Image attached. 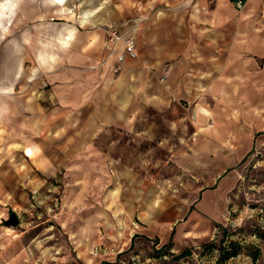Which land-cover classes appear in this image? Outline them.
I'll use <instances>...</instances> for the list:
<instances>
[{"label": "crops", "instance_id": "obj_1", "mask_svg": "<svg viewBox=\"0 0 264 264\" xmlns=\"http://www.w3.org/2000/svg\"><path fill=\"white\" fill-rule=\"evenodd\" d=\"M1 15L0 43L2 34L8 41L0 47V147L9 170L21 157L19 172L31 185L38 181L32 173H56L70 162L80 171L102 139L133 132L145 100L160 101L162 78L168 96L190 99L198 91L200 100L230 102L226 113L247 106L250 129H264V0H102L49 28L28 25L30 12ZM107 28L132 39L135 59L124 56L122 41H107ZM198 114L206 117L199 126L211 120L203 105ZM94 155L96 165L106 164V156ZM199 208L212 214L216 204L203 198ZM192 237L183 223L128 224L121 252L110 249L93 263L162 264L166 258L149 256L159 249L180 254Z\"/></svg>", "mask_w": 264, "mask_h": 264}, {"label": "rangeland", "instance_id": "obj_2", "mask_svg": "<svg viewBox=\"0 0 264 264\" xmlns=\"http://www.w3.org/2000/svg\"><path fill=\"white\" fill-rule=\"evenodd\" d=\"M14 2L11 9L8 0H0L2 18L26 11L33 17L28 25L49 28L102 0ZM7 41L2 34L0 47ZM163 80L160 101L145 100L133 132L102 139L104 146L86 158L91 165H78L80 171L70 162L56 173H32L38 181L31 185L21 175V157L9 162V170L0 147V264H94L110 249L121 252L128 224L182 223L193 235L187 250L196 257L189 264H264V129H250L247 106L226 113L230 102L200 100L198 91L190 99H175ZM146 90L151 93V86ZM200 105L212 116L199 126L206 119L198 114ZM98 152L106 164L93 161ZM96 174H101L97 180ZM221 182L227 183L220 192ZM203 198L216 204L215 213L199 208ZM10 215L17 226L7 225ZM202 246H208L203 253Z\"/></svg>", "mask_w": 264, "mask_h": 264}, {"label": "trees", "instance_id": "obj_3", "mask_svg": "<svg viewBox=\"0 0 264 264\" xmlns=\"http://www.w3.org/2000/svg\"><path fill=\"white\" fill-rule=\"evenodd\" d=\"M206 248H208V246L207 247L202 246V252L201 253H203V250L206 249ZM218 250H220V246H219ZM192 255H193V253H191L188 250H185V251L181 252L178 255H172L167 250L165 251L164 249H159V250L154 251L149 256V258H152V259H158V258L159 259H163V258H166L167 259V263L163 262L162 264H181V263L189 264L190 259L193 258V257H196V256H192ZM234 255L235 254H227V256H231V257L234 256ZM256 259H257V256L254 255L252 257L253 262L256 261Z\"/></svg>", "mask_w": 264, "mask_h": 264}, {"label": "built area", "instance_id": "obj_4", "mask_svg": "<svg viewBox=\"0 0 264 264\" xmlns=\"http://www.w3.org/2000/svg\"><path fill=\"white\" fill-rule=\"evenodd\" d=\"M244 1H247V0H244ZM106 31H107V35H108L107 41L110 44H114V43L122 41L123 50H124V56H126L127 58H130V59H135L136 54H135V51H134V44H133L132 39L123 38L119 34L118 30L115 29V28H107Z\"/></svg>", "mask_w": 264, "mask_h": 264}, {"label": "water", "instance_id": "obj_5", "mask_svg": "<svg viewBox=\"0 0 264 264\" xmlns=\"http://www.w3.org/2000/svg\"><path fill=\"white\" fill-rule=\"evenodd\" d=\"M7 225H10L12 227L17 226V219H16V217L14 215H10L9 216V219L7 221Z\"/></svg>", "mask_w": 264, "mask_h": 264}, {"label": "bare ground", "instance_id": "obj_6", "mask_svg": "<svg viewBox=\"0 0 264 264\" xmlns=\"http://www.w3.org/2000/svg\"><path fill=\"white\" fill-rule=\"evenodd\" d=\"M56 2H62V0H56Z\"/></svg>", "mask_w": 264, "mask_h": 264}]
</instances>
